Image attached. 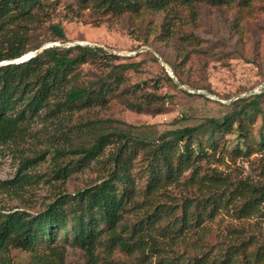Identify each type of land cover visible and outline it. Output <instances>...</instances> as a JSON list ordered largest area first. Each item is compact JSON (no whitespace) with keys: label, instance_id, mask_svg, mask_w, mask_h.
Here are the masks:
<instances>
[{"label":"trees","instance_id":"obj_1","mask_svg":"<svg viewBox=\"0 0 264 264\" xmlns=\"http://www.w3.org/2000/svg\"><path fill=\"white\" fill-rule=\"evenodd\" d=\"M256 1L0 0V145L25 141L39 123L52 122L59 138L22 158L15 178L0 182V191L31 183L36 176L31 170L51 150L57 180L67 181L93 165L101 167L96 180L73 193H57L37 211L0 210V264H14V250L33 253L36 264H65L68 246L82 250L88 264H100L101 248L108 253L118 248L133 264H264V242L236 239L224 242L220 253L212 255L204 241L205 224L223 209L232 208L240 218L264 216L262 162L263 180L231 181L213 167L220 156L247 158L264 150V135L254 138L251 129L255 119L264 116V89L223 118L161 133L94 126L91 138L76 145L74 138L82 128L73 123L75 113L107 108L114 98L143 113L160 98L140 96L141 85L129 83L126 74L136 70L134 63L110 65L118 58L99 47H46L48 41H40L46 32L51 42L67 41L62 25L55 22L61 9L72 21L87 10L102 16H141L208 2L241 11ZM166 31H174L171 23ZM97 62L110 68L108 73L81 82L82 68ZM228 135L237 140L230 150L225 146ZM191 232L197 241L193 256L169 254V247Z\"/></svg>","mask_w":264,"mask_h":264},{"label":"rangeland","instance_id":"obj_2","mask_svg":"<svg viewBox=\"0 0 264 264\" xmlns=\"http://www.w3.org/2000/svg\"><path fill=\"white\" fill-rule=\"evenodd\" d=\"M58 13L55 22L62 25L67 41L51 42L53 37L46 32L40 36V41H48L46 47L102 48L118 58L111 60L110 65H137L126 77L130 84L141 85L140 96L160 98L143 113L127 109L120 98L111 99L107 108L75 113L73 123L82 128L74 138L76 145L91 138L89 129L94 126L104 131L133 126L161 133L199 125L211 118H223L263 92L264 0H257L251 8L241 11L204 2L195 8L181 6L170 13L151 11L141 16H102L87 10L81 19L71 21L63 9ZM170 23L173 32L166 31ZM97 64L82 68L81 82L108 73L110 68L101 62ZM261 101L264 110V97ZM159 110L161 114H157ZM251 129L254 138L260 133L264 135V116L259 115ZM57 135L52 122L39 123L32 126L25 141L0 145V182L13 180L20 160L33 156L34 151L45 150L51 142L57 143ZM236 143V135L226 136L228 150ZM52 156L51 150L45 154V160L31 170L32 175H36L31 183L23 187L11 185L8 192L0 191V210L37 211L53 201L57 193H73L96 180L101 173V167L93 165L67 181L57 180ZM220 157L221 162L213 167L231 181L263 180L260 162L264 164V150L247 158ZM205 227L204 241L210 245L212 255L220 253L224 242L236 239L264 242V216L240 218L232 208L223 209ZM195 247L196 236L191 232L178 245L170 246L169 254L186 259L193 256ZM99 256L100 264L134 263L132 257L118 248L112 253L101 248ZM12 259L14 264H36L33 253L21 250H14ZM65 264H88V261L82 250L68 246Z\"/></svg>","mask_w":264,"mask_h":264},{"label":"water","instance_id":"obj_3","mask_svg":"<svg viewBox=\"0 0 264 264\" xmlns=\"http://www.w3.org/2000/svg\"><path fill=\"white\" fill-rule=\"evenodd\" d=\"M33 56H34V55L31 54V55H29V56H27V57H23L22 59H20V60H18V61H16V62L19 63V62L26 61V60H28L29 58L33 57Z\"/></svg>","mask_w":264,"mask_h":264},{"label":"bare ground","instance_id":"obj_4","mask_svg":"<svg viewBox=\"0 0 264 264\" xmlns=\"http://www.w3.org/2000/svg\"><path fill=\"white\" fill-rule=\"evenodd\" d=\"M27 56H29V55H26L25 57H27Z\"/></svg>","mask_w":264,"mask_h":264}]
</instances>
